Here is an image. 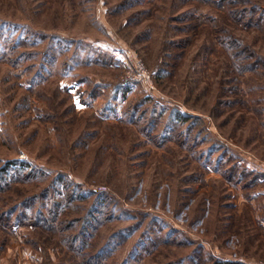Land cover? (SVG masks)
Wrapping results in <instances>:
<instances>
[{
	"label": "rangeland",
	"instance_id": "rangeland-1",
	"mask_svg": "<svg viewBox=\"0 0 264 264\" xmlns=\"http://www.w3.org/2000/svg\"><path fill=\"white\" fill-rule=\"evenodd\" d=\"M218 260L264 264V0H0V264Z\"/></svg>",
	"mask_w": 264,
	"mask_h": 264
},
{
	"label": "trees",
	"instance_id": "trees-1",
	"mask_svg": "<svg viewBox=\"0 0 264 264\" xmlns=\"http://www.w3.org/2000/svg\"><path fill=\"white\" fill-rule=\"evenodd\" d=\"M6 168H4L5 170ZM215 264H241L239 261H230V260H227V261H223V260H218L215 262Z\"/></svg>",
	"mask_w": 264,
	"mask_h": 264
}]
</instances>
